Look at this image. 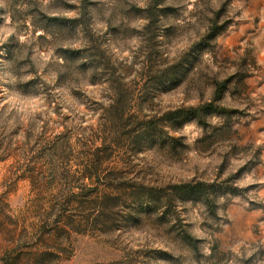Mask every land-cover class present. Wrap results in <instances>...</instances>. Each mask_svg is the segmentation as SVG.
<instances>
[{
  "label": "rangeland",
  "instance_id": "obj_1",
  "mask_svg": "<svg viewBox=\"0 0 264 264\" xmlns=\"http://www.w3.org/2000/svg\"><path fill=\"white\" fill-rule=\"evenodd\" d=\"M0 264H264V0H0Z\"/></svg>",
  "mask_w": 264,
  "mask_h": 264
},
{
  "label": "trees",
  "instance_id": "obj_2",
  "mask_svg": "<svg viewBox=\"0 0 264 264\" xmlns=\"http://www.w3.org/2000/svg\"><path fill=\"white\" fill-rule=\"evenodd\" d=\"M161 2H163V0H150V3L154 7H156L159 4H161ZM52 19L53 20H57L56 17H52ZM35 28H38V27H35ZM36 30H34V31H36ZM41 30H43V29H41ZM80 51H83V49H80ZM188 114L189 113H187L186 115H188ZM201 190H202V187H200L199 185L185 184V185H183V187L181 189V193L182 194H188L190 196V198H198L197 195L200 194Z\"/></svg>",
  "mask_w": 264,
  "mask_h": 264
}]
</instances>
